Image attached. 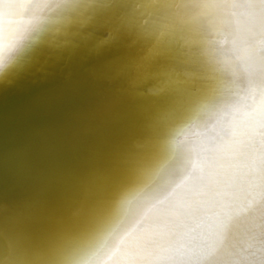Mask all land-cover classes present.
<instances>
[{
	"label": "bare ground",
	"instance_id": "obj_1",
	"mask_svg": "<svg viewBox=\"0 0 264 264\" xmlns=\"http://www.w3.org/2000/svg\"><path fill=\"white\" fill-rule=\"evenodd\" d=\"M98 245L264 264V0H0V264Z\"/></svg>",
	"mask_w": 264,
	"mask_h": 264
},
{
	"label": "clouds",
	"instance_id": "obj_2",
	"mask_svg": "<svg viewBox=\"0 0 264 264\" xmlns=\"http://www.w3.org/2000/svg\"><path fill=\"white\" fill-rule=\"evenodd\" d=\"M103 244H104V241H101L100 245H103ZM100 245H98L99 250L94 255L86 257V261L93 260L94 264H102L103 256H104V248L103 246L101 247Z\"/></svg>",
	"mask_w": 264,
	"mask_h": 264
}]
</instances>
